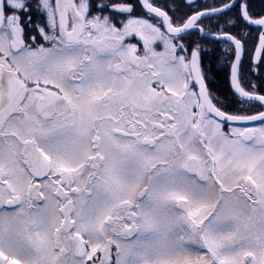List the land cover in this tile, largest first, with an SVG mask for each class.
Instances as JSON below:
<instances>
[{
  "label": "snow or ice",
  "instance_id": "obj_1",
  "mask_svg": "<svg viewBox=\"0 0 264 264\" xmlns=\"http://www.w3.org/2000/svg\"><path fill=\"white\" fill-rule=\"evenodd\" d=\"M180 6L0 0V264H264V95L241 73L264 30L215 34L262 109L230 113L186 37L236 0ZM238 7L227 24L264 29Z\"/></svg>",
  "mask_w": 264,
  "mask_h": 264
},
{
  "label": "flooded vegetation",
  "instance_id": "obj_2",
  "mask_svg": "<svg viewBox=\"0 0 264 264\" xmlns=\"http://www.w3.org/2000/svg\"><path fill=\"white\" fill-rule=\"evenodd\" d=\"M135 3V0H133ZM241 0H236V6L231 10H226V14L217 15L212 18H204L202 27L205 29L204 33L193 30V34L186 37V40L191 42V46L200 45L201 49V67L205 74V83L209 92L220 101L222 109L227 112L237 111H260L258 104L252 102L251 104L241 105L238 94L234 93L230 85V63L233 59L232 54L226 49L229 45L223 41L217 40L215 34H218L221 28L230 31L232 34H239L241 32L248 33L246 37L247 47L252 48L254 42L257 41L260 31L264 30L256 25H249L245 27L243 24L232 26L226 23L229 19H236L239 11V3ZM35 3V0H32ZM159 6L169 10V14L173 15V11L169 6L183 5L175 8V16L181 18L185 14H191L193 11L204 10L205 7H219L223 3H232V0H155ZM252 5L253 15L264 13V0H249ZM136 14L142 15L139 5L136 7ZM33 24L41 22V17L38 13H32ZM29 35H37L31 28L27 29ZM135 42V41H134ZM252 61L249 56L243 57L241 73L243 76V86L251 91L254 84L257 94L264 95V64H258L257 70L253 71L250 66ZM215 102V101H214ZM229 126V125H226ZM235 126V125H231Z\"/></svg>",
  "mask_w": 264,
  "mask_h": 264
}]
</instances>
